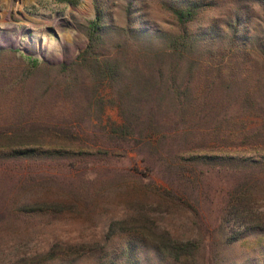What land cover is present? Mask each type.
<instances>
[{
    "label": "rangeland",
    "instance_id": "1",
    "mask_svg": "<svg viewBox=\"0 0 264 264\" xmlns=\"http://www.w3.org/2000/svg\"><path fill=\"white\" fill-rule=\"evenodd\" d=\"M170 1L104 0L78 61L94 0H0V264H124L134 237L135 264L170 263L114 221L196 243L184 264H264V1L207 0L186 48Z\"/></svg>",
    "mask_w": 264,
    "mask_h": 264
},
{
    "label": "trees",
    "instance_id": "2",
    "mask_svg": "<svg viewBox=\"0 0 264 264\" xmlns=\"http://www.w3.org/2000/svg\"><path fill=\"white\" fill-rule=\"evenodd\" d=\"M95 1V9H96V15L94 19L89 21L87 25V33L89 38V45L87 49L82 53L78 59V61H81L85 59L88 55L95 53L96 46L99 43V40L101 38V31L103 30L105 26V16H106V8H105V2L104 0H94ZM207 0H171L167 4V8L174 14V16L178 19L180 25L182 26V35L181 37V43L183 47H192L195 45L198 38H195L198 36V34L193 33L189 31L188 26L189 23L193 22L200 12L205 9L206 6L210 5V2H206ZM263 3L264 0H259ZM243 14L236 13L233 19L231 20L229 25L233 26V36L236 37L239 32V25L242 22ZM215 30V28H211L208 30V33L212 34V31ZM133 31H135L133 29ZM194 34V35H193ZM178 42V41H176ZM179 43V42H178ZM177 46V45H176ZM183 50V49H182ZM234 46L230 47L228 51H226V62L232 63V61L237 60V54H234L232 51H234ZM261 50L264 53V43L261 44ZM243 60V58H240ZM264 59V54H263ZM95 62L97 66L102 70V73L106 71V68L108 66V63H103L100 58H95ZM228 86L231 87V84L228 83ZM228 87V88H229ZM15 156H29L31 153L28 151L20 152L19 150H15ZM56 153V152H55ZM262 162V161H261ZM260 162V163H261ZM259 163L256 162L255 164ZM244 198H247L245 195ZM57 205H63L60 203H51L46 204V206H39V207H28L26 208L27 213H48L51 211H58L55 206ZM64 206V205H63ZM125 224V221H114L111 224V227L109 229L107 238L113 239L114 237L122 234H131L134 233V236L139 233V227L145 226L148 228L152 233L156 235L158 238L157 242L153 243L154 251L158 254H161L166 260H168L169 264H184V259H188L190 257H193L196 255L198 250V245L196 243L188 242V243H182L180 241H177L175 238L171 236V234L166 230H158L157 227L154 225V222L151 224H141L136 225L133 223L132 225H123ZM252 229H258L261 231L262 226L260 224H253L250 226ZM139 235V234H138ZM135 238V237H134ZM132 238V240L127 241L124 253L126 254V259L124 261V264H135L137 263L138 256L136 249L140 247V244L138 241L142 240H135ZM97 247V246H96ZM98 249V248H96ZM61 254L57 249L52 248L50 251L42 254H38L33 257L32 262L29 264H51L54 261H56L57 258H59ZM69 264H72L69 262Z\"/></svg>",
    "mask_w": 264,
    "mask_h": 264
}]
</instances>
